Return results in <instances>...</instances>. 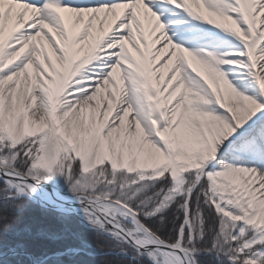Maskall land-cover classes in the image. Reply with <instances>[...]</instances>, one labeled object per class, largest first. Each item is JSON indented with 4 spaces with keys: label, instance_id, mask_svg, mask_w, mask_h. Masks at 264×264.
Here are the masks:
<instances>
[{
    "label": "snow or ice",
    "instance_id": "1",
    "mask_svg": "<svg viewBox=\"0 0 264 264\" xmlns=\"http://www.w3.org/2000/svg\"><path fill=\"white\" fill-rule=\"evenodd\" d=\"M0 264H264V0H0Z\"/></svg>",
    "mask_w": 264,
    "mask_h": 264
}]
</instances>
